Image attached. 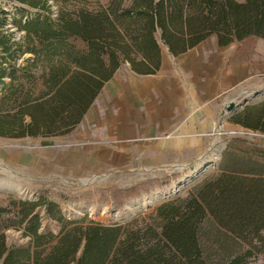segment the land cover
Wrapping results in <instances>:
<instances>
[{
    "label": "trees",
    "instance_id": "16d2710c",
    "mask_svg": "<svg viewBox=\"0 0 264 264\" xmlns=\"http://www.w3.org/2000/svg\"><path fill=\"white\" fill-rule=\"evenodd\" d=\"M55 1L57 17L27 18L20 38L0 30V136L72 131L125 62L156 73L163 46L177 56L212 34L220 45L264 39V0ZM233 121L264 133V100ZM232 140L239 144L225 150L220 171L126 222L86 223L54 201H20L27 240L9 244L0 231V264H248L264 253V147ZM43 216L61 227H42Z\"/></svg>",
    "mask_w": 264,
    "mask_h": 264
},
{
    "label": "rangeland",
    "instance_id": "374dc122",
    "mask_svg": "<svg viewBox=\"0 0 264 264\" xmlns=\"http://www.w3.org/2000/svg\"><path fill=\"white\" fill-rule=\"evenodd\" d=\"M42 1L34 6L22 0H0V19L4 22L0 30L13 33V39H18L25 35L22 26L27 18L38 14L56 18L59 3L47 0L50 5L47 10L42 7ZM71 4L70 0L69 8ZM238 49L240 58L250 62L252 70L237 81L235 89L221 97V111L195 149L157 151L152 145L129 138L118 143L113 135L119 129L101 122L105 107L99 98L89 108L96 106L94 118L89 119L86 113L64 135L0 136V231H5L7 242L27 240L18 230L24 226L15 213L20 201L40 198L54 201L66 218L86 223L126 222L165 201L188 194L205 178L220 171L225 150L230 144L235 147L239 144L232 140L234 137L247 138L264 147L263 132L233 121V116L246 105L264 100L251 102L264 94V58L257 52L261 50L264 55V40L249 37ZM30 56L31 53H25L19 62ZM127 65L130 63L125 62L119 69ZM202 166L205 169L198 173L196 170ZM184 178L177 192L157 199L148 207L129 209L131 201L168 191ZM41 221L42 227L55 231L61 227V223L46 216ZM263 260L264 253L251 258L248 264H261Z\"/></svg>",
    "mask_w": 264,
    "mask_h": 264
},
{
    "label": "crops",
    "instance_id": "0c3cea01",
    "mask_svg": "<svg viewBox=\"0 0 264 264\" xmlns=\"http://www.w3.org/2000/svg\"><path fill=\"white\" fill-rule=\"evenodd\" d=\"M243 43L220 45L212 34L177 56L164 46L156 73L139 74L130 65L119 69L97 97L105 107L102 124L119 129L113 135L118 143L129 138L157 151L195 149L218 117L221 97L252 70L240 58ZM95 111L96 106L89 109V119Z\"/></svg>",
    "mask_w": 264,
    "mask_h": 264
},
{
    "label": "water",
    "instance_id": "95a60500",
    "mask_svg": "<svg viewBox=\"0 0 264 264\" xmlns=\"http://www.w3.org/2000/svg\"><path fill=\"white\" fill-rule=\"evenodd\" d=\"M261 99H264V94H262L258 98L252 99L251 102L254 103L257 100H261ZM204 169H205L204 166H202L199 169H197L196 171H198V173H199V172L203 171ZM185 178L183 180H180L179 182H176L175 186L172 189H169L168 191H159V192H156L157 193L156 196H152L155 193L154 192L151 195H149L147 198L141 197L137 200L131 201L129 204V209L131 211H133L134 209H142L144 207H148V206H150V203L156 201L157 199H161L162 197H166V196H169L170 194H172L174 192H177L180 185L183 182H185V180H186Z\"/></svg>",
    "mask_w": 264,
    "mask_h": 264
},
{
    "label": "bare ground",
    "instance_id": "6f19581e",
    "mask_svg": "<svg viewBox=\"0 0 264 264\" xmlns=\"http://www.w3.org/2000/svg\"><path fill=\"white\" fill-rule=\"evenodd\" d=\"M154 195L156 196V195H157V193L155 192V193H154L152 196H154Z\"/></svg>",
    "mask_w": 264,
    "mask_h": 264
}]
</instances>
